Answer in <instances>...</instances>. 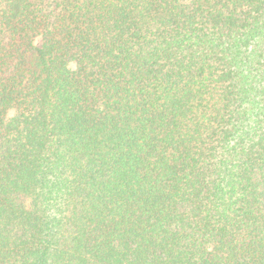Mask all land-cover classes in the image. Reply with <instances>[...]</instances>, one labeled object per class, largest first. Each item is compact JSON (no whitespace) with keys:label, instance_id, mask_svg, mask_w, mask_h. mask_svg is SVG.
<instances>
[{"label":"trees","instance_id":"1","mask_svg":"<svg viewBox=\"0 0 264 264\" xmlns=\"http://www.w3.org/2000/svg\"><path fill=\"white\" fill-rule=\"evenodd\" d=\"M0 264H264V0H0Z\"/></svg>","mask_w":264,"mask_h":264},{"label":"rangeland","instance_id":"2","mask_svg":"<svg viewBox=\"0 0 264 264\" xmlns=\"http://www.w3.org/2000/svg\"><path fill=\"white\" fill-rule=\"evenodd\" d=\"M36 43L38 44L39 43V40H37Z\"/></svg>","mask_w":264,"mask_h":264}]
</instances>
